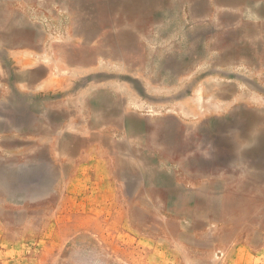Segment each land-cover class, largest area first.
<instances>
[{
	"label": "rangeland",
	"instance_id": "rangeland-1",
	"mask_svg": "<svg viewBox=\"0 0 264 264\" xmlns=\"http://www.w3.org/2000/svg\"><path fill=\"white\" fill-rule=\"evenodd\" d=\"M0 37L85 98L95 161L2 197L0 264H264V0H0Z\"/></svg>",
	"mask_w": 264,
	"mask_h": 264
},
{
	"label": "crops",
	"instance_id": "crops-1",
	"mask_svg": "<svg viewBox=\"0 0 264 264\" xmlns=\"http://www.w3.org/2000/svg\"><path fill=\"white\" fill-rule=\"evenodd\" d=\"M25 48L29 50L5 44L1 48L0 37V242L2 197L12 201L6 211L24 210L31 216L39 202L64 194L70 179L95 162L90 153L94 125L87 127L82 115L85 98L70 93L64 79H57L53 65L40 61L31 46ZM106 155L98 159L100 168L92 174L108 177L117 186L111 169L104 171V164L111 167ZM23 177L30 178L28 186L20 181ZM39 191L45 197L30 196ZM127 204L114 209L128 211Z\"/></svg>",
	"mask_w": 264,
	"mask_h": 264
},
{
	"label": "bare ground",
	"instance_id": "bare-ground-1",
	"mask_svg": "<svg viewBox=\"0 0 264 264\" xmlns=\"http://www.w3.org/2000/svg\"><path fill=\"white\" fill-rule=\"evenodd\" d=\"M86 20V19H85ZM259 127V126H258Z\"/></svg>",
	"mask_w": 264,
	"mask_h": 264
}]
</instances>
